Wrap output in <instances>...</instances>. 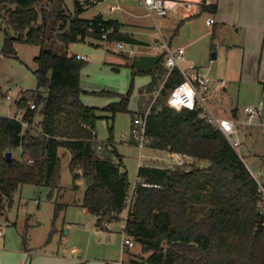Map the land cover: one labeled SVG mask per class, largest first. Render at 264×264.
<instances>
[{
  "label": "trees",
  "instance_id": "obj_1",
  "mask_svg": "<svg viewBox=\"0 0 264 264\" xmlns=\"http://www.w3.org/2000/svg\"><path fill=\"white\" fill-rule=\"evenodd\" d=\"M202 7L216 10L211 3L204 2ZM0 10L15 32L5 35L4 55L17 54L16 41L41 46L35 57L38 85L23 91L16 101L24 108L20 119L0 114L2 206L12 205L14 193L26 183L48 187L53 198L62 188L59 150L63 148L71 154L68 166L74 186L77 178H84L82 205L95 215L96 225L104 229L122 220L135 239L139 250L135 254L129 250L127 264H264L263 185L201 108L177 111L169 106L170 91L184 77L178 67L166 66V52H161L162 58L150 71L152 80L142 89L143 93L155 90L165 77L158 102L146 118L149 146L186 153L208 164L193 163L189 168L139 165V180L130 196L128 170L112 136L103 145L107 156L97 154L99 114L82 100L81 70L86 61L69 54V46L87 37L102 39L101 23L113 29L108 42L141 41L122 32L123 24L117 19L101 13L81 16L85 8L80 1L72 13L65 0H0ZM58 42L62 53L57 51ZM262 92L264 97V82ZM130 96V92L121 94L120 102L110 105L113 114L129 110ZM145 112L131 111L133 120ZM37 114L42 116L39 121ZM15 148H21V158L12 155L8 160L6 152ZM64 207L56 202L55 217Z\"/></svg>",
  "mask_w": 264,
  "mask_h": 264
},
{
  "label": "rangeland",
  "instance_id": "obj_2",
  "mask_svg": "<svg viewBox=\"0 0 264 264\" xmlns=\"http://www.w3.org/2000/svg\"><path fill=\"white\" fill-rule=\"evenodd\" d=\"M65 1L71 13L75 10L76 1H80L85 8L81 12L84 17L101 11L107 14L110 4L116 3L115 0H100L96 3H91L90 0ZM124 1H121L124 7L134 9L131 4ZM138 8L142 10L143 7ZM122 13L124 12L121 10L114 11V14L118 16ZM209 15L203 12L193 17L195 30H187L188 27L191 28L192 22L188 27L181 25L177 30H173L177 33L174 35L171 46L176 48L179 44H184L186 47L187 61H182L181 67L189 68L192 63L212 79L224 77L227 80L225 94L222 96L218 92L214 97V107L210 100L208 102L216 109V112L218 110L220 114L235 117L242 141L237 150L248 167L257 175L260 184L264 186V109L259 113L256 123L244 122L247 120L245 106L249 104L257 106L264 103V97L262 98L264 78L254 79L247 75L258 68V60L256 61L258 53L249 49L250 43L247 44L243 31L238 33L237 30H225L226 43L236 42L242 45L245 43L247 49L244 61L246 74L241 79L229 78L225 70L230 63L228 59L231 58L224 61L221 50L217 54L218 48L223 44L220 46L216 40L220 30H212L214 24L206 23ZM145 22L146 29L151 33L149 38L145 36V39L155 44L156 38H159L160 46L162 43L160 39L162 37L166 39L167 35L159 17L156 20L157 26L149 17H145ZM57 29L59 30V27ZM7 32L15 33L8 25L6 13L0 10V114L14 115L17 110L16 101L21 93L27 89H35L38 85L35 57L39 54L41 46L16 41L14 45L17 54L6 56L1 51ZM58 45L57 51L64 52L60 42ZM126 45L129 48L132 44L126 42ZM146 48L148 46L136 47V49ZM71 51L84 53L89 57L81 70V85L85 89L82 100L97 108L98 142L106 141L112 136L115 147L123 155L131 181V196L133 186L139 180L137 176L139 163L158 162L150 155L154 151L150 148L151 146L149 147V143H146L143 149L145 156L141 157L140 147L133 138L134 120L131 111L136 113L139 110L138 114L149 111L151 106L158 102L165 77L160 79L159 86L155 90L142 93L141 89L151 80L152 74L150 72L134 73L130 64L132 60L126 49H115L113 42L87 37L84 41L74 42L71 45ZM141 52L139 50L138 53ZM214 52L216 58L213 59ZM235 62L236 59L233 58V63ZM9 86L15 87L13 91H17L18 86L26 89L20 90L16 96L13 95L16 98L14 102L12 98H7L6 89ZM128 92L131 94L128 102L129 110H118L113 114L110 105L120 102L121 94ZM143 98L141 105L140 99ZM233 107L237 108L233 109ZM41 118V114H37L36 120L39 121ZM13 154L15 158H21V148H15ZM59 154L61 156L60 185L65 188L63 194L50 198L48 187L26 183L14 193L12 205L7 202L4 206L0 204V230L2 231L0 264H115L124 255L122 232L124 221L112 222L108 228L104 229L96 225L95 215L80 205V199L86 189L84 178H77L75 180L77 186H74L73 174L68 166L71 154L63 148L59 150ZM161 160L159 164L162 167L169 166L170 161L167 158L163 157ZM196 163L199 164V161ZM56 202L66 205L55 217ZM262 203L264 205V199ZM103 224L106 225V223ZM52 230L53 233L50 234ZM24 236L27 240V249L24 246ZM137 248L135 246L131 251L135 254L139 250ZM124 259L125 262L129 260V253L124 255Z\"/></svg>",
  "mask_w": 264,
  "mask_h": 264
},
{
  "label": "crops",
  "instance_id": "obj_3",
  "mask_svg": "<svg viewBox=\"0 0 264 264\" xmlns=\"http://www.w3.org/2000/svg\"><path fill=\"white\" fill-rule=\"evenodd\" d=\"M121 1L122 0H120V1L115 0L116 3L119 2L120 4H121ZM126 1H127V3L131 4L135 10L132 8L124 7L121 4L124 9L123 10L117 9V10H121L124 13H122L118 16V15L114 14L115 10L111 9V5L116 4V3H112L108 7L107 11H109V12L107 14L105 13V11H101L99 13H101L105 18L117 19L118 21H120L123 24L122 27L120 28V30L122 32H127L130 35H132L134 38L141 41V43H133L131 45L133 48L136 49L137 46L139 48H141L142 46H148V48H146V49H136V51H138V52H139V50L142 51L141 53H137V54H155V53L163 52L161 50V47H160L161 45L160 46L158 45L159 44L158 43L159 38H156L155 44H152L147 39H145L146 38L145 36H148V38H149L151 33L149 30L146 29V22H145L146 16L144 15L143 8H142V10H139V8H138V7H142V6L140 4H138L137 1H135V0H125L124 3ZM187 1H192L194 3L195 7H194V10L192 12H186L182 6H179L175 9L171 10L167 16L159 17L160 23H161V25H162V27L165 30V33L167 35V37H166L167 42L170 44V46L173 42L174 35L177 33V31L174 32L173 30H177L178 27H180L181 25L182 26L187 25V27H188V25L192 21H194V20H192L193 17H195L197 14L200 15L203 12H207L208 14L213 15L215 18L212 30H220V31H218V35H217L218 39H216V40L218 41L220 46L222 44L223 45L220 48H218L217 54H219V51L221 50V53H223V56H224V61H225V59L231 58V59H228L230 63L228 66H226V70H225V73L229 76V78L241 79L246 74L245 70H244V61H245L247 49H246L245 43L243 45L240 43H236V42L226 43L225 30H237L238 33L240 31H243V34L245 36V40L247 41V44L250 43L249 49H251L255 53H258V57L256 58V61L258 60V65H257L258 68L255 69L254 72H249L247 75L251 76V78H254V79H258L259 77L264 78V0H187ZM204 2H206L207 4H209V3L215 4L216 10L213 12L208 11V10H203L202 4ZM99 13H97V14H99ZM95 15L96 14L89 16V17H93ZM81 16H83L82 13H81ZM207 18H208V16H207ZM207 18H206V23L208 24ZM187 30H195L193 22L191 24V28L188 27ZM160 41H162V38L160 39ZM72 44H74V43H71L69 46V54L84 55L85 56L84 60L86 61L89 58L88 55L84 54V53L72 52L71 51V45ZM182 46L185 47L184 44H179L177 47H182ZM155 49H158V50L154 51ZM185 49H186V47H185ZM127 54L129 55L130 59L132 60L133 57H131L128 52H127ZM251 55L253 56V54H251ZM259 55H260V57H259ZM217 56H219V55H217ZM212 58L214 59V57H212ZM233 58L236 59L235 63H233ZM185 61H187V59H185ZM127 62H129V60ZM152 78H153V76H151V80H152ZM222 79H225V78L222 77V78H218V79H214V80L216 82H219ZM151 80H149V82L147 84H149ZM262 82H264V81H262ZM226 85H227V80H226V84L222 88H219L215 92L214 96L211 98V102H212L213 107H214L213 100H214L215 95L219 92V94H221L223 96V94H225ZM142 89H141V92L143 93ZM262 98H263V92H262ZM223 99H224V97H223ZM12 101H13V99H12ZM143 101H144V98L142 100L140 99L141 105L143 104ZM83 102L85 104H88L84 99H83ZM88 105H91V104H88ZM92 106H94V105H92ZM139 108L141 109V107H139ZM235 108H237V107H233V109H235ZM237 112L239 113V110ZM237 112H235V113H237ZM217 113L220 114L218 112V110H217ZM220 115L228 116L227 114H222V113ZM233 118H235V117H233ZM244 122L246 123V121H244ZM106 141L100 142L97 149H96L97 154L100 157H106L108 154L105 146H103ZM134 141H135V139H134ZM150 148L153 149L154 152H152L151 154H150V152H148V154H150L151 157H153L158 162H156V163H139V165L147 164V165H154V166L162 167V165H160L159 163H161V161H162L161 159L163 157H167V154L169 153V151L163 150V149H157L154 147H150ZM143 149L142 150L140 149L141 157L145 156ZM12 154H13V151H12ZM251 171L253 172V170H251ZM253 174L258 179L257 175L254 172H253ZM64 190H65V188H62L59 192L56 193L55 196L59 197L61 194L64 193ZM83 197H84V195H83ZM83 197H82V199H80L81 200L80 201L81 206H83L82 205ZM64 205H66V204H64ZM24 246H25V249H27L26 245H24Z\"/></svg>",
  "mask_w": 264,
  "mask_h": 264
},
{
  "label": "built area",
  "instance_id": "obj_4",
  "mask_svg": "<svg viewBox=\"0 0 264 264\" xmlns=\"http://www.w3.org/2000/svg\"><path fill=\"white\" fill-rule=\"evenodd\" d=\"M98 2L99 0H90ZM120 1V0H118ZM138 4L143 7L144 15L149 17L154 24L157 26V18L167 16L171 10L182 6L186 12H192L194 10V3L192 1L187 0H135ZM111 9L123 10V6L118 2L116 4L111 5ZM215 18L213 15L208 16L207 22L208 24H213ZM102 31V39H108V35L113 30L111 27H107L104 24L99 25ZM115 49L124 50L126 49L127 52L133 57L138 52L135 48L130 46L127 48L126 42L122 40L115 41L113 43ZM161 50L166 52V66L171 70L174 67H178L183 74V81L178 83L169 93L167 103L169 104L170 101L175 104L174 108H189L185 105L191 104L190 109L194 108H201L203 115L207 118V120L214 124L218 129H220L223 134L227 137V139L231 142V144L238 149L241 145V137H240V129L237 124V120L233 117L223 116L216 112V110L210 105L208 100L211 101V98L215 94V92L222 88L226 84V80L222 79L219 82H216L214 79L210 78L208 74L201 70V68L197 67L194 64H190L189 68L181 67V62L185 61V54L186 49L185 47H177L173 48L170 44L162 37L161 43ZM79 59H85L84 55H76ZM172 61V66H168V62ZM190 85V87H189ZM14 86H9L6 89L7 98H12L13 101H16V98L13 95H17V93L26 88L17 87V91L14 90ZM35 107V103H31V108ZM263 104L259 105H247L245 106L244 110L247 113V120L246 123L252 124L256 123L259 113L263 111ZM24 112L23 107H18L16 113L13 116L17 119H20L22 113ZM148 111H146L142 115H138L134 119V135L133 138L135 139L136 143L142 150L146 143L150 142V138L145 135L146 129V118H147ZM24 126H29L26 121H23ZM143 155V154H142ZM167 158L169 162V166L167 167H185L189 168L193 163H196L198 160L195 159L193 156L188 155L186 153L181 152H171L167 154ZM207 161H199L200 166L207 165ZM175 167V168H176ZM264 191V187L261 188ZM122 232L124 234L123 237V253L124 255L129 253L133 247L136 246V241L126 230H125V223L122 226ZM0 235H2V231L0 230ZM124 255L115 262V264H127L124 259Z\"/></svg>",
  "mask_w": 264,
  "mask_h": 264
},
{
  "label": "water",
  "instance_id": "obj_5",
  "mask_svg": "<svg viewBox=\"0 0 264 264\" xmlns=\"http://www.w3.org/2000/svg\"><path fill=\"white\" fill-rule=\"evenodd\" d=\"M213 57H216V53H213ZM162 58L161 53L155 54H135L132 58V66L136 67V69L140 72H149L153 70L158 63V61ZM12 151L6 152V156L8 160L12 159Z\"/></svg>",
  "mask_w": 264,
  "mask_h": 264
},
{
  "label": "clouds",
  "instance_id": "obj_6",
  "mask_svg": "<svg viewBox=\"0 0 264 264\" xmlns=\"http://www.w3.org/2000/svg\"><path fill=\"white\" fill-rule=\"evenodd\" d=\"M168 66H169V67L172 66V61H171V60L168 62ZM189 87H190V85H189ZM169 106H170V107H175V104H174L173 102L170 101ZM185 106L190 108V107H191V104H187V105H185ZM176 110L179 111V108H176Z\"/></svg>",
  "mask_w": 264,
  "mask_h": 264
}]
</instances>
